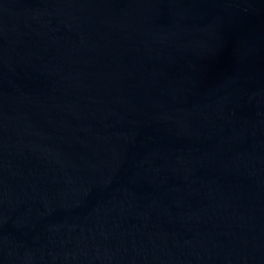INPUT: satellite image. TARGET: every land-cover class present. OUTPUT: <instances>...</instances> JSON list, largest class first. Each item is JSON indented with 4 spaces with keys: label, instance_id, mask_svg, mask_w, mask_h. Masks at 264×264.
I'll use <instances>...</instances> for the list:
<instances>
[{
    "label": "water",
    "instance_id": "obj_1",
    "mask_svg": "<svg viewBox=\"0 0 264 264\" xmlns=\"http://www.w3.org/2000/svg\"><path fill=\"white\" fill-rule=\"evenodd\" d=\"M0 264H264V0H0Z\"/></svg>",
    "mask_w": 264,
    "mask_h": 264
}]
</instances>
